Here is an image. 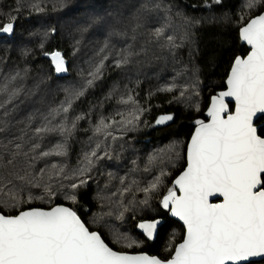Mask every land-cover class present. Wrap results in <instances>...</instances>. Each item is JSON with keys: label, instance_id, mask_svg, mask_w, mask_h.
<instances>
[{"label": "trees", "instance_id": "1", "mask_svg": "<svg viewBox=\"0 0 264 264\" xmlns=\"http://www.w3.org/2000/svg\"><path fill=\"white\" fill-rule=\"evenodd\" d=\"M108 1L0 0V26L10 22L11 16L17 17L13 35H0V46L3 40H7L6 48L0 49V82L4 76L15 77L14 86L7 88V91H0V104L4 105L0 107V210L11 215L32 206L48 208L54 204H64L76 211L90 230L100 232L105 242L115 250L146 252L165 259L170 257L173 246L182 239L183 228L168 217L167 210L159 202L168 188L173 187V178L184 167L187 140L196 125L195 121L204 120L203 111L209 96L224 87V78L233 58L247 52L246 46L239 40V27L262 11L264 4L248 9L245 7L247 0H219V3L215 0H153L157 5L150 4V11L144 10L145 14L144 11L124 12L122 25L113 26L112 32L127 35V41L112 40L105 46L102 41L104 34H100L93 25L95 18L91 22L80 14L88 4H105ZM135 1L138 0L131 2ZM34 5L44 10L37 12ZM70 14L71 19L65 23L64 18H69ZM134 18L140 21L139 26L136 22H129ZM164 25H167V34L161 38L155 37V29ZM168 36L174 38L176 45H185L176 57L177 64L172 57L174 48L168 44ZM53 51H60L64 55L68 69L66 72H55L50 56L45 55ZM126 51L133 55L127 64L116 67L115 60ZM106 54L110 59H104ZM101 60L104 61V68L94 85L87 88L83 96L73 99L67 114L60 113L54 119L49 117V127L65 122L70 132L61 133L57 130L36 135L35 129L46 123L43 118L49 116L51 109L59 108L72 90L81 89L89 78L88 73ZM159 68L160 71L157 70ZM157 72L160 74L156 75ZM165 72L172 73L177 79L184 75L183 82L191 80L193 76L200 95L197 109L174 102L172 91L155 90V81L162 85L166 82V79L161 78ZM68 83H71L72 88L65 86ZM13 92L18 95H13ZM127 92L131 95L137 92L138 95L134 97L147 108L146 114L142 116V130L130 135L133 143H140L139 168L130 164L133 159L128 151L114 149L106 151L107 159L95 160L91 171L80 176L78 170L83 167L84 154L95 149L83 137L90 135L91 127L103 115L116 113L115 105ZM19 103H25L26 108L22 107L21 111ZM161 113H171L174 119L166 126L155 127L154 119ZM72 117H81L75 128L67 121V118ZM262 122L264 117L256 122L260 125V135H264ZM139 128L128 132H137ZM175 138L182 141L180 160L159 165L160 182L157 188L145 192L144 189L150 188L157 179L150 181L151 178L144 174L140 164L146 161L149 149L168 144ZM99 139L101 144L105 142L103 136L96 135L91 142L96 143ZM120 142L127 149L131 147L130 142ZM37 144L39 148L34 149L33 145ZM57 144H64V156L41 155L42 152L54 153ZM17 145L20 147L17 148ZM97 152L101 157L102 151L99 149ZM53 164L57 166L55 169L52 168ZM101 171L104 172L101 180L106 179V183L98 186L93 177L97 178V173ZM81 179L87 182L76 189L70 187L72 183L79 184ZM28 180L33 183L28 184ZM132 181L138 183L135 189L138 198L136 203L130 204L118 194ZM46 186L51 187L52 195L45 191ZM13 192L17 193V201L9 198ZM29 194L33 197L31 201L26 200ZM73 195L76 197L75 202L67 199ZM20 196L26 202L19 203ZM111 197L115 198L108 200ZM121 205H127L122 212L125 219L133 217L129 227L142 241L138 248H118L103 229L89 224L93 213L100 208L111 211ZM152 207L156 211L150 213ZM156 217L162 218L163 224L154 240H146L134 226L138 220ZM173 230L177 234L173 246L167 249ZM258 263H264V260L252 262Z\"/></svg>", "mask_w": 264, "mask_h": 264}, {"label": "snow or ice", "instance_id": "2", "mask_svg": "<svg viewBox=\"0 0 264 264\" xmlns=\"http://www.w3.org/2000/svg\"><path fill=\"white\" fill-rule=\"evenodd\" d=\"M215 2L219 3V0ZM261 4L264 0H247L245 7L253 9ZM33 7L37 12L44 10L38 5ZM143 7L151 10L147 3ZM16 19L11 16V22L0 26V33H14ZM166 27L155 29L154 36L163 37ZM239 38L250 46V50L246 56L235 57L226 81L227 90L211 98L208 121H195V132L187 144V167L159 202L163 209L183 222L185 229L182 242L174 245L169 258L116 251L100 232L90 231L76 211L57 205L47 210L29 207L15 215L0 210V264H252L251 258H264V135L259 134L254 123L259 115H264V13L248 19L239 29ZM167 41L171 47H176L172 36H168ZM45 55L50 56L56 73L68 70L60 51ZM131 55L132 52L126 51L115 60V66L127 64ZM103 68L104 61L101 60L88 73L89 78L81 89L72 90L59 108L50 110L49 116L43 118L46 123L37 127L35 134L57 130L70 132L65 122L49 127V117L54 119L60 113L67 114L73 99L83 96L85 90L94 85ZM174 87L161 90L171 92ZM0 91H7V84L0 86ZM227 97L234 99V111H229ZM118 103L132 105V108L126 114L118 112L119 120L101 117L94 126V135L116 140L118 137L111 129L119 126L126 130L140 121L145 109L138 106L133 95L129 94L126 99L121 97ZM173 119L172 114L161 115L155 123L163 125ZM33 148H39V145H33ZM99 149L101 144L97 143L95 149L84 154L83 167L78 170L80 176L91 171L95 160L103 158L98 156ZM52 154L64 156V144L55 145L54 153H41L43 157ZM56 167L52 165L53 169ZM86 182L81 179L79 184L72 183L70 187L76 189ZM159 182L157 177V181L144 191L156 189ZM45 191L53 194L49 186ZM217 195L222 197L221 202L211 203L210 197ZM9 198L17 201V193H10ZM32 199L30 194L26 197L27 201ZM67 199L75 202L76 197ZM18 202L26 201L20 196ZM162 224L163 221L157 218L142 220L136 227L148 240H154ZM113 236L117 243L127 241V248L139 243L120 233L114 232Z\"/></svg>", "mask_w": 264, "mask_h": 264}, {"label": "rangeland", "instance_id": "3", "mask_svg": "<svg viewBox=\"0 0 264 264\" xmlns=\"http://www.w3.org/2000/svg\"><path fill=\"white\" fill-rule=\"evenodd\" d=\"M131 1H134V0H109L105 4H97V5H89L88 4L86 6L85 10H83L82 14H80V16H84L83 19H89L91 22L93 21V18H95V20L93 21V25H95L97 27V31L100 34H104V39L102 41H103V44L105 46H107L109 44V42L112 40L117 41V42H121V40L127 41L129 39V37L127 35H122L121 33L112 32L113 26H115V25L121 26L122 25L121 19L123 17L124 12H127L126 14H128L130 12L142 13L145 10V8L143 6L146 3L148 4V7L150 4L152 6L157 5L153 2V0H151V1L150 0H138L135 2H131ZM0 13H1V11H0ZM143 13L145 14V11ZM89 15H91V16H89ZM70 16H71V14L69 15V18L68 17L64 18L65 23H67V20L71 19ZM146 17L147 16H145L144 18H146ZM155 18H156V16H155ZM97 21H99V22H97ZM127 21H126V23H127ZM129 22H136V24H138L140 21L138 19L134 18L132 20H129ZM138 26H139V24H138ZM133 27H137V26L134 25ZM186 30H187V28L185 29V31ZM110 33H112V34L110 35ZM166 34L167 33L164 32V35H166ZM12 35H13V33H12ZM6 42H7V40L2 41L3 44L0 46V49L6 48V46H7ZM28 42L30 43V41H28ZM34 42H35V40H34ZM184 47H185L184 44H178L173 49L172 57H173V60H175L176 64H177L176 57L179 56L180 50ZM107 54L105 57H107V59H110V56H108ZM160 68L157 70L160 71L161 70ZM158 74H160V72H157L156 75H158ZM183 76L180 77V79H177V77H174L172 75V73L165 72L161 76V78L166 79V82L162 85V84H159L158 81H155V90L156 89L161 90V89H165L171 85H175V87L173 88V91H172V92H174L173 93L174 102H176L177 104H180L184 107L185 106L189 107L190 109H197L199 106V103H200L199 89H198V87H197V85L193 79V76L191 77L192 78L191 80L186 81V82H183ZM18 81L21 83L23 82L22 79H18ZM0 83H2V86L7 84V88H10V87L14 86L15 81L10 77L4 76V80H2ZM65 86H67V88H72L71 83L65 84ZM181 91L184 92L183 96L180 95ZM42 92H44V91L42 90ZM129 92H130V90H129ZM129 92L126 93V96L124 97L125 99L129 95ZM13 93H15L14 95H18L17 92H13ZM136 95H138V93L134 92L133 96H136ZM18 105H19V107H20L19 109L21 111H22V107L26 108L25 103H19ZM138 106L142 109H145L143 114H146V111H147L146 106L143 107L139 103H138ZM131 108H132V105H123V104L117 103L115 105V109H114V111L116 113L105 114L102 117H104V118L111 117V118L119 120L120 117L117 115V113L118 112H124L126 114L128 111L131 110ZM143 114L140 115V121L134 127L130 125V126H128V128L126 130H124V129H120L119 126H117L116 128L111 129L113 135L118 137V139H116V140H112L111 138L106 139L104 137L105 142H103V144H101L100 139L96 143L91 142V139L94 136V126L91 127L93 125V123L89 124V126H88V127L92 128L90 135H88L87 137L85 135L83 138H87L88 139L87 143L94 148H96L97 143L101 144L100 151H102V155H101V157H103L102 160L107 159V157L104 156L106 151L114 150V149H120L121 151H128L131 154V158L133 159V161L130 164H134V167L139 168L137 161H138V156L140 153V150H139L140 149V143H137V142L133 143L131 136H132V134L139 133L142 130L143 126H141V121H143V118H144V117H142ZM67 121L69 122V124H73V123L77 124L79 122V120H77L76 117L67 118ZM136 128H139V130L137 132H134V131L128 132V130H133ZM126 131H127V133L124 135V133ZM81 132H84V131L81 130ZM120 140H123L124 142H130L131 147H128V149L125 148V146L120 142ZM181 145H182V141L175 138V139L169 141L168 144H165L162 146H157L156 148H152L153 150L149 149V154H147L148 156L146 158V161L140 165H141L142 169L144 170V174L147 177L151 178L150 181L157 179V177L159 176V173H160V170H158L159 165H163L164 162L170 163L172 161L176 162V161L180 160V158H181ZM103 174H104V172L101 171L99 174L97 173L99 178L93 177V180L95 181L96 185L99 186V185H104L106 183V179L101 180ZM137 186H138V183L136 181H132L128 186H125L120 190L118 196L121 197L122 199H127L130 204L136 203L137 198H138V191H136L135 189ZM113 198H115V197H111L108 200L113 199ZM126 206L127 205H121L115 209H112L111 211L109 209H107L106 207H105L106 210L104 208H100L98 211L93 213L91 219L89 220V224L92 227L98 226L101 229H103L106 232V235L113 242V244H115L118 248L130 249V248L126 247L127 241L122 240L119 243L115 242V238L113 236L114 232L120 233L123 235H127L128 237L138 241L139 243H137L136 245L133 246L135 248H138L142 245V241L135 234H133L131 232L130 227H129V223L133 219V217H130L128 220H126L124 216L120 215L124 211ZM155 211H156V209L154 210V207H152L150 210V213H153ZM176 234H177L176 230H173L171 233V236L169 237L168 243H167V249L171 247L172 243H174L173 239L176 236ZM258 264H264V263H258Z\"/></svg>", "mask_w": 264, "mask_h": 264}, {"label": "water", "instance_id": "4", "mask_svg": "<svg viewBox=\"0 0 264 264\" xmlns=\"http://www.w3.org/2000/svg\"><path fill=\"white\" fill-rule=\"evenodd\" d=\"M260 13H264V9L262 10V11H260L258 14H256V15H259ZM256 15H254V16H256ZM254 16H252V17H254ZM251 17V18H252ZM250 19V18H249ZM246 23V22H245ZM244 23V24H245ZM243 24V25H244ZM243 25H241V26H243ZM240 26V27H241ZM240 27H239V29H240ZM239 29H238V36H239ZM3 33H0V35H2ZM7 34H9V33H7ZM239 40H240V42L243 44V45H245L246 46V48H247V52L250 50V46H248L247 44H246V42H244V41H242L240 38H239ZM247 52H246V54L245 55H243V56H246L247 55ZM237 56H241V55H237ZM242 56V57H243ZM236 57V56H235ZM235 57L233 58V60H232V62H231V64H230V67H229V69H228V71H227V74H226V77L224 78V87L223 88H221V89H219V90H216L214 93H212L210 96H209V100H208V103H207V105H206V108L204 109V111H203V116H204V120H205V122H207L208 121V117H207V109H208V107L210 106V104H211V98L213 97V96H215V95H217L219 92H221V91H226L227 90V84H226V81H227V78H228V74H229V72H230V69H231V65H232V63H233V61H234V59H235ZM226 103H228V105H229V111L231 112V111H234V109H235V101H234V99L233 98H231V97H227L226 98ZM230 105H231V107H230ZM166 114H171V113H161V114H159V115H157L156 116V118L154 119V126L155 127H163V126H166V125H168L169 123H171L172 121H168V122H166L165 124H163V125H157L156 123H155V121H156V119L159 117V116H161V115H166ZM260 117H264V115H259L258 116V118L257 119H255L254 120V123L257 125V127L259 128V124H257L256 122H257V120L260 118ZM263 124H264V122H262ZM195 128H196V125L193 127V130H192V132H191V134H190V136H189V138H188V140H187V143H186V147H185V164H184V167L182 168V170L173 178V180H172V186H173V182L175 181V179L184 171V169L187 167V144L189 143V141L191 140V136H192V134L195 132ZM166 194V193H165ZM164 194V195H165ZM163 198V196L161 197V199ZM221 200H222V197H219L218 195L217 196H215V197H210V202L211 203H219V202H221ZM57 205H63V206H65V207H69V206H67V205H64V204H54V205H52L51 207H55V206H57ZM32 207H34V208H43V207H35V206H32ZM51 207H48V208H43V209H45V210H47V209H50ZM29 208V207H28ZM27 208H25V209H22V210H26ZM19 211H21V210H19ZM18 211V212H19ZM18 212L16 213V214H18ZM168 214V217L169 218H172V219H174V220H176L181 226H182V228H183V236H184V232H185V229H184V225H183V222L181 221V220H179V218L178 217H173L172 215H171V213H167ZM11 215H15V214H11ZM161 219L162 220V218H160V217H156V218H153V219ZM142 220H150V219H142ZM142 220H138L137 222H136V224H135V226H134V229L138 232V233H140L146 240H148L143 234H142V232H141V230L140 229H138L137 227H136V225L138 224V223H140ZM90 231H93V230H90ZM183 236H182V239H183ZM182 239L179 241V242H177L176 244H178V243H180V242H182ZM150 241H152V240H150ZM115 250V249H114ZM174 250V249H173ZM116 251H118V250H116ZM129 253H132V254H136V253H146V252H129ZM148 254V253H147ZM148 255H150V254H148ZM155 256V255H154ZM260 260H264V258H261V257H254V258H251V262H255V261H260Z\"/></svg>", "mask_w": 264, "mask_h": 264}, {"label": "flooded vegetation", "instance_id": "5", "mask_svg": "<svg viewBox=\"0 0 264 264\" xmlns=\"http://www.w3.org/2000/svg\"><path fill=\"white\" fill-rule=\"evenodd\" d=\"M205 119V118H204Z\"/></svg>", "mask_w": 264, "mask_h": 264}]
</instances>
